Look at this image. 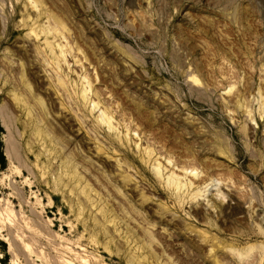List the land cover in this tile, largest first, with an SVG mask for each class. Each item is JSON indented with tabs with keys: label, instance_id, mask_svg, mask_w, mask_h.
I'll return each mask as SVG.
<instances>
[{
	"label": "rangeland",
	"instance_id": "rangeland-1",
	"mask_svg": "<svg viewBox=\"0 0 264 264\" xmlns=\"http://www.w3.org/2000/svg\"><path fill=\"white\" fill-rule=\"evenodd\" d=\"M0 264H264V0H0Z\"/></svg>",
	"mask_w": 264,
	"mask_h": 264
}]
</instances>
